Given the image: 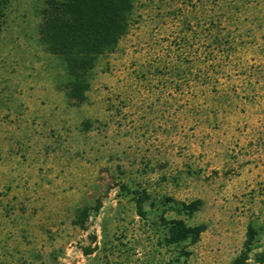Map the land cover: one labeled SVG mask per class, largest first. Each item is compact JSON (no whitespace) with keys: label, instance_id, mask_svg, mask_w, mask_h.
Listing matches in <instances>:
<instances>
[{"label":"rangeland","instance_id":"rangeland-1","mask_svg":"<svg viewBox=\"0 0 264 264\" xmlns=\"http://www.w3.org/2000/svg\"><path fill=\"white\" fill-rule=\"evenodd\" d=\"M47 1L0 18V264H264V0H140L81 102Z\"/></svg>","mask_w":264,"mask_h":264},{"label":"trees","instance_id":"trees-1","mask_svg":"<svg viewBox=\"0 0 264 264\" xmlns=\"http://www.w3.org/2000/svg\"><path fill=\"white\" fill-rule=\"evenodd\" d=\"M8 0H0V18ZM140 0H48L42 14L40 41L47 51L63 57L71 81L69 96L81 102L89 90V78L100 57L111 54L129 32ZM235 20H233V23ZM256 20L250 23L254 26ZM220 26V22H218ZM1 31V29H0ZM187 43V40H183ZM184 43V44H185ZM191 214L196 204L183 206ZM168 242L177 244L195 238L201 228L191 229L182 221L168 223ZM248 238L253 239L250 230Z\"/></svg>","mask_w":264,"mask_h":264}]
</instances>
